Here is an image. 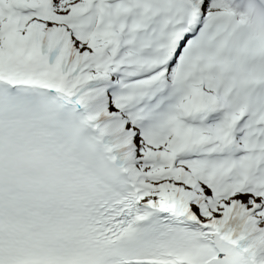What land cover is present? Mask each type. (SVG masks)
I'll use <instances>...</instances> for the list:
<instances>
[{"label": "snow or ice", "instance_id": "1", "mask_svg": "<svg viewBox=\"0 0 264 264\" xmlns=\"http://www.w3.org/2000/svg\"><path fill=\"white\" fill-rule=\"evenodd\" d=\"M0 264H264V0H0Z\"/></svg>", "mask_w": 264, "mask_h": 264}]
</instances>
